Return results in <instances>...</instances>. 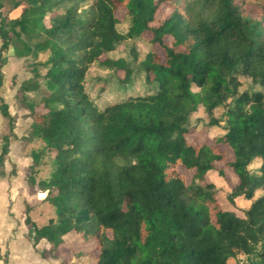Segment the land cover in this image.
<instances>
[{
  "label": "trees",
  "instance_id": "trees-1",
  "mask_svg": "<svg viewBox=\"0 0 264 264\" xmlns=\"http://www.w3.org/2000/svg\"><path fill=\"white\" fill-rule=\"evenodd\" d=\"M11 2L21 8L6 30L0 27V88L1 54L13 44L17 58L50 54L46 112L32 116L33 135L52 155L41 188L57 220L37 227L27 217L32 244L44 240L55 252L74 234L95 242L89 264H229L239 255L245 264H264V0ZM162 8L170 12L155 26ZM133 40L149 45L141 60L136 53L112 57ZM94 66L110 72L100 92L124 94L140 81L142 93L98 105L85 89ZM242 77L257 89L236 96ZM33 90L27 82L20 87ZM220 109L223 134L201 146L188 142L192 116L201 110L214 127ZM0 117L10 132L0 166L14 167V118L1 96ZM220 146L231 150L226 165L238 179L230 201L250 202L239 214L221 208V191L207 179L223 175L215 166L225 160ZM39 158L31 153L34 163ZM255 162L258 170L249 173ZM179 168L192 173L188 183Z\"/></svg>",
  "mask_w": 264,
  "mask_h": 264
},
{
  "label": "rangeland",
  "instance_id": "rangeland-1",
  "mask_svg": "<svg viewBox=\"0 0 264 264\" xmlns=\"http://www.w3.org/2000/svg\"><path fill=\"white\" fill-rule=\"evenodd\" d=\"M12 3L13 2H11V0H0V27L3 30H6L10 24V21L16 18L20 13L19 11L21 7L14 9L12 7ZM169 12L170 10L167 8L160 9L156 15L155 26H158L169 14ZM123 14L124 11L119 10L116 12V17L121 19ZM118 30L120 33H124L126 31V25L123 24L119 26ZM10 37L13 39L12 33L10 34ZM1 43L2 41L0 39V46ZM165 43L170 46L172 40L165 38ZM13 46L16 45L13 44ZM13 46L10 47L8 52H3L1 54V56L6 59V65L1 69L3 74V82L0 88V96L3 97L4 101L8 105L9 113L14 118V130L17 131L19 135V137H13V140L10 142V148L13 155H23L25 153L24 156L28 158V163H22L25 165L22 179L24 180V183L30 194L32 193L36 195L37 193H41L44 200L46 197V192H43L41 187L43 184H45V182H48L51 177L53 170L52 155L44 150V143L33 135V127L35 126V123L32 114L36 112L38 114L46 112L44 100L48 97V92L46 91L45 87L44 74L46 71L45 63L50 58V54L48 52H36L32 53L26 58H17L14 56V52L11 53ZM148 51L149 45L139 40H133L127 41L125 43L123 42L112 54V57L131 60V54L136 53L139 60H141ZM154 51L163 60L162 52L158 48H155ZM108 76H110L109 71L99 69L95 66L91 67L87 72L85 89L89 96L94 99L98 105L122 99L127 94L142 93L140 90L141 87L139 85L140 81L138 82V86L135 88V90H130L124 94H120V92L116 91V88L112 90L111 87H108L105 91L100 92L99 88H101L103 85L104 78H107ZM239 80L241 82V87L237 91L236 96L243 94L244 91L252 92V90L257 89V87H255V85L249 79L242 77ZM26 82L37 87V90L26 93L21 92L20 87ZM228 103L232 105L233 99L228 100ZM224 114L225 110L220 109L216 111L215 117L222 118V122L218 126L209 127L208 119L202 113V111L200 110L196 112L192 116L189 125L191 128L189 134L186 136L188 142L196 143L197 145L201 146L206 144L210 139L217 138L218 136L222 135L224 128ZM6 124L7 123L0 117V126H2L1 129H3L5 134L9 135L10 132ZM2 133L0 134V146L4 136H2ZM220 150L224 153L225 160L221 163H217L215 166L218 169H221L223 175L219 177L217 174H213L207 179L208 181L215 183L221 191L219 195V205L221 208L224 211H231L239 214L241 210H246L250 203L243 197L234 198L233 202L230 201L229 197L231 196L232 189L238 184V179L231 169L226 165V163L232 158L231 150L227 146H220ZM31 153H35V155L40 157L39 163L36 164L32 161ZM24 162H26V160ZM13 166L14 167L8 166L6 169V171L8 170L7 173L10 177H12V174L13 176L15 175L14 173L16 169L15 165ZM258 168L259 164L255 162L248 168V171L249 173H255ZM3 170L4 166H0V171ZM178 171L184 177L186 183H188L192 173L185 171L182 168H179ZM19 191V193H21V189ZM3 193V187H1L0 244L4 245L9 233H12L16 236L17 241L15 243L18 244V242H20L22 239V231L24 227L23 225L22 227H18L16 225V219L14 222L12 219H6L8 211V197H3ZM43 203L47 202L43 201ZM47 205L49 207H45L46 209H40L39 211V214L43 216V219H45V223L42 226L47 225L50 220L53 223H56L57 220L53 207L49 203H47ZM18 209V206L15 205V212H18ZM26 210L28 209H25V219L28 217V211ZM50 210L52 211L50 212ZM14 228L16 230L12 232V229ZM49 249L50 245L48 244V249L42 254H44L43 258H46L48 261L53 260L52 264H89L90 260L97 255L95 242H86L84 240H80V238L74 234L66 236L65 243L59 246L55 252L48 253ZM245 263L246 257L243 255H239L236 258V261L229 262V264Z\"/></svg>",
  "mask_w": 264,
  "mask_h": 264
},
{
  "label": "crops",
  "instance_id": "crops-1",
  "mask_svg": "<svg viewBox=\"0 0 264 264\" xmlns=\"http://www.w3.org/2000/svg\"><path fill=\"white\" fill-rule=\"evenodd\" d=\"M0 126V134L6 136L3 129ZM17 130V129H16ZM15 137H19L17 131H13ZM3 136V137H4ZM13 140V138L10 139ZM10 164L15 165V175L10 177L6 171L8 166L4 167V175L0 176V189L3 187V197H8V211L7 220L12 219L14 222L16 219V225L18 227H24L22 231V239L18 244L16 236L12 233L8 234L7 240L4 245L0 244V264H52L53 260L48 261L42 257V253L48 249V243L44 240L40 241L37 245H33L30 241L28 228L25 225V209H28V217L34 222L37 227H41L45 223V219L39 213L40 209H46L49 207L47 203H43V195L41 193L30 194L22 179V175L25 170L24 163H28V158L23 155L14 154L10 148ZM26 160V162H24ZM23 163V164H22ZM2 184V185H1ZM21 189V193H19ZM42 197V198H41ZM33 203V204H32ZM250 203V202H249ZM18 206V212H15L14 207ZM250 205V204H249ZM249 207V206H248ZM52 210H50L51 212ZM16 229H12L14 232Z\"/></svg>",
  "mask_w": 264,
  "mask_h": 264
},
{
  "label": "water",
  "instance_id": "water-1",
  "mask_svg": "<svg viewBox=\"0 0 264 264\" xmlns=\"http://www.w3.org/2000/svg\"><path fill=\"white\" fill-rule=\"evenodd\" d=\"M11 53H13V50H11Z\"/></svg>",
  "mask_w": 264,
  "mask_h": 264
}]
</instances>
